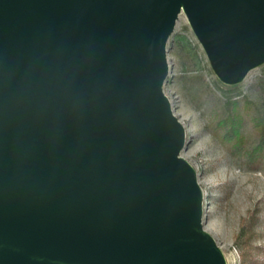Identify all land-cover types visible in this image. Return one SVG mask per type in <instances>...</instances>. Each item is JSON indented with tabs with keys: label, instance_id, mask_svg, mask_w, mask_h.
<instances>
[{
	"label": "water",
	"instance_id": "water-1",
	"mask_svg": "<svg viewBox=\"0 0 264 264\" xmlns=\"http://www.w3.org/2000/svg\"><path fill=\"white\" fill-rule=\"evenodd\" d=\"M180 13L221 82L264 63V0H0V264H226L163 90Z\"/></svg>",
	"mask_w": 264,
	"mask_h": 264
},
{
	"label": "rangeland",
	"instance_id": "rangeland-1",
	"mask_svg": "<svg viewBox=\"0 0 264 264\" xmlns=\"http://www.w3.org/2000/svg\"><path fill=\"white\" fill-rule=\"evenodd\" d=\"M166 57L163 90L185 127L180 155L202 189L203 228L226 264H264V63L237 84L221 82L183 13Z\"/></svg>",
	"mask_w": 264,
	"mask_h": 264
},
{
	"label": "trees",
	"instance_id": "trees-1",
	"mask_svg": "<svg viewBox=\"0 0 264 264\" xmlns=\"http://www.w3.org/2000/svg\"><path fill=\"white\" fill-rule=\"evenodd\" d=\"M262 118V117H264V110L261 112V114L259 115V118ZM259 120H261V119H259ZM233 122V121H232ZM232 131L234 132V134H237V130L235 129V127H233L232 128ZM237 140H240L239 138L237 139ZM255 150H257V147H255V148H253L252 150H251V155L252 154H254V152H255Z\"/></svg>",
	"mask_w": 264,
	"mask_h": 264
}]
</instances>
